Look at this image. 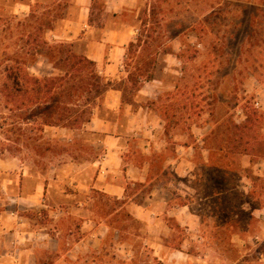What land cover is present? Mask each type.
<instances>
[{
    "label": "rangeland",
    "instance_id": "rangeland-1",
    "mask_svg": "<svg viewBox=\"0 0 264 264\" xmlns=\"http://www.w3.org/2000/svg\"><path fill=\"white\" fill-rule=\"evenodd\" d=\"M31 1L0 0V165L5 161L9 172L59 164L67 146L51 141L45 125L78 128L84 145L90 135L83 125L91 103L98 102L94 84L106 83L87 62L71 70L74 80L63 77L69 45L60 54L61 45L46 39L45 30L72 16L77 0ZM105 2L94 0L93 8ZM137 13L138 39L125 58L132 74L116 86L125 88L126 101L138 98L154 118L166 121L167 151L163 158L157 153L154 164L166 166L179 149V173L159 177L174 181L170 191L179 203L190 202L195 214L190 230L170 222L176 245L188 253L181 264H264V0H137ZM6 66L19 77L15 89L3 88ZM35 77L54 89L65 110H48L49 98L27 92L31 85L24 78ZM155 77L164 80L159 99L137 96ZM2 186L0 201H10ZM131 187V193L141 188ZM90 196L100 202L95 209L102 217L119 207L101 193ZM45 212L33 216L47 223ZM113 223L130 226L140 250L145 225L125 211ZM147 259L139 255L138 261Z\"/></svg>",
    "mask_w": 264,
    "mask_h": 264
},
{
    "label": "crops",
    "instance_id": "crops-1",
    "mask_svg": "<svg viewBox=\"0 0 264 264\" xmlns=\"http://www.w3.org/2000/svg\"><path fill=\"white\" fill-rule=\"evenodd\" d=\"M93 3L77 0L72 16L45 30L51 44L69 45L73 53L93 61L106 82H112L102 100L97 97L83 125V132L90 135L83 140L89 150L81 147L78 128L45 125L51 141L67 146L58 155L59 164L45 170L22 166L9 172L2 160L0 182L11 194L10 201H0V264H141L139 255L144 254L148 263L181 264L188 256L176 245L170 222L190 230L195 219L192 204L179 203L170 191L174 181L159 177L173 170L179 173V149L175 157H168L166 166L158 168L157 153L163 158L167 151L166 121L154 118L140 99L126 101L125 91L116 86L129 81L125 58L138 39L137 0H106L103 8L96 9ZM163 85L164 80L155 77L145 81L136 95L157 100ZM137 184L141 188L131 193V186ZM91 192L117 200L119 207L100 216L95 209L100 202ZM42 211L47 223L39 221L38 214L33 216ZM124 211L145 225L140 250L130 226L113 225L114 217Z\"/></svg>",
    "mask_w": 264,
    "mask_h": 264
},
{
    "label": "trees",
    "instance_id": "trees-1",
    "mask_svg": "<svg viewBox=\"0 0 264 264\" xmlns=\"http://www.w3.org/2000/svg\"><path fill=\"white\" fill-rule=\"evenodd\" d=\"M135 43H133V44H131V46H130V48H129V52H130V49H131V47L134 45ZM63 46V44L61 45V46H59L60 48H59V53L61 54L62 53V47ZM64 53H65V55H64V57L62 58V60H64L65 62V66L66 67H68V69L65 71L66 73H65V75L63 76V77H65V78H68V77H70L71 78V80H74V76L73 75H70V74H72L71 73V70H74L75 68H79V66L78 65H80V64H82V62H87V63H90V64H92L93 65V67H94V73L93 74H97V77H101V76H98V73H97V71H96V69H95V65H94V62L93 61H91V60H89V59H86L85 57H81V56H78V55H76L75 53H73V51H72V49H71V47L70 46H67V48L64 50ZM62 57V56H61ZM126 65H127V63H126ZM4 74H6L7 75V77H6V79H7V81L3 84V88H5L6 90L7 89H15V87H18V83H17V81H19V77L17 76H14V74H15V72L13 71V69L11 68V66H6V68L4 69V72H3ZM130 74V76H129V78L131 77V72L129 73ZM35 79L36 80H34V82L32 81V80H29V79H25L24 78V82L26 83V84H30L31 86L30 87H26L25 89L27 90V92L28 91H30V93H33L35 96H36V98L35 99H45V100H47L48 98L50 99V101L48 100V101H46L45 103H44V105H47L48 106V110L50 109H54V108H57V109H59L61 106V103H62V101H60L59 99H56V95L54 94V89L52 90L51 89V87H50V85L49 86H47L46 84H44V85H41L40 83H39V80H40V78H38V77H35ZM73 84H71V86H72ZM95 85V92H96V94H97V97H99V98H101L102 99V97H103V94H104V92H105V90L109 87V86H111L112 85V82H106L105 84H102V85H100V83L98 82V83H96V84H94ZM93 85V86H94ZM121 88L125 91V94H126V90H125V88L124 87H122L121 86ZM44 89V90H43ZM16 90H19V92H20V90H22L21 88H16ZM62 91V90H61ZM53 92V93H52ZM62 93V92H61ZM34 98V97H33ZM58 105L60 106V107H58ZM94 105H96V104H94V101L91 103V105H90V108H89V112H90V115H91V113H92V107H94ZM62 108V107H61ZM63 110H65L64 108H62ZM90 118V117H89ZM88 118V119H89ZM74 120V122H77V120H78V118H75V119H73ZM86 121H87V119H86ZM85 121V122H86Z\"/></svg>",
    "mask_w": 264,
    "mask_h": 264
}]
</instances>
